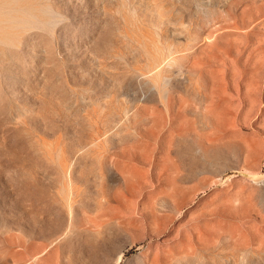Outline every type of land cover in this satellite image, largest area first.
<instances>
[{"label":"rangeland","instance_id":"rangeland-1","mask_svg":"<svg viewBox=\"0 0 264 264\" xmlns=\"http://www.w3.org/2000/svg\"><path fill=\"white\" fill-rule=\"evenodd\" d=\"M0 264H264V0H0Z\"/></svg>","mask_w":264,"mask_h":264}]
</instances>
